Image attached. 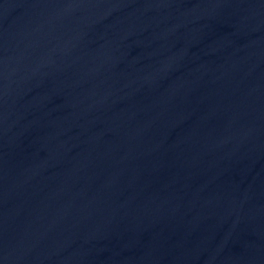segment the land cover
<instances>
[{"label": "water", "instance_id": "water-1", "mask_svg": "<svg viewBox=\"0 0 264 264\" xmlns=\"http://www.w3.org/2000/svg\"><path fill=\"white\" fill-rule=\"evenodd\" d=\"M0 264H264V0H0Z\"/></svg>", "mask_w": 264, "mask_h": 264}]
</instances>
